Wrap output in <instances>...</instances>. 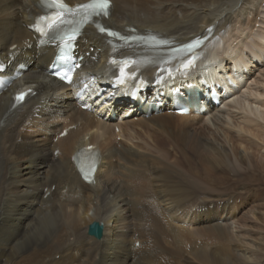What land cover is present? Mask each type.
Segmentation results:
<instances>
[{
  "label": "bare ground",
  "instance_id": "6f19581e",
  "mask_svg": "<svg viewBox=\"0 0 264 264\" xmlns=\"http://www.w3.org/2000/svg\"><path fill=\"white\" fill-rule=\"evenodd\" d=\"M65 1L73 6L90 0ZM110 2L108 16L98 23L117 36L87 25L76 44L84 59L71 85L66 86L47 73L57 45L40 47L32 31L41 13L40 0H0V58L9 65L6 75L18 65L26 68L22 77L0 94V264H262L264 247L241 253L231 246L234 242L227 227L231 225L228 222L240 219L235 199L240 198V206L249 205L253 213L264 216L260 209L264 207L262 180L246 194L239 193L240 189L235 197L217 198L208 193L200 197L194 183L167 163L127 144L116 146L108 135L110 112L106 115L102 106L94 108L99 100L92 99L98 92L104 97L110 93L129 97V92L144 84L199 85L197 79L202 77L211 85L219 82L224 87V101L247 80L254 62L264 61V39L262 46L254 48L243 41L242 30H237L234 48L227 38L234 20L240 22L249 7L256 10L261 0ZM129 39L135 42L122 44ZM147 39L165 44L160 50L207 41L196 70L169 84L160 82L164 63H146L147 48L141 44ZM245 47L249 49L247 58ZM128 56L141 61L124 79L123 87L111 90L117 78L113 60ZM26 85L35 86L37 96L12 108L13 94ZM84 87L87 89L80 96ZM129 104L127 98L119 105L110 103L115 113L123 111L116 120L122 134L133 139L147 128L161 137H174L180 146L190 145L193 153L203 137L198 131L190 132L216 111L205 99V113L187 116L175 115L170 108L166 109L168 116L161 114L162 110L153 112L150 100L140 107ZM132 110L138 118L136 124L134 119L123 118ZM199 120L203 123L198 124ZM70 127L78 129L58 140ZM202 130L210 132L208 127ZM88 145H97L100 153L92 184L83 181L73 161ZM253 170V175L264 179V166L256 162ZM223 214L227 226L219 223ZM94 222L103 225L101 240L88 236ZM252 232L248 230L246 237ZM189 257L193 258L190 262Z\"/></svg>",
  "mask_w": 264,
  "mask_h": 264
},
{
  "label": "rangeland",
  "instance_id": "374dc122",
  "mask_svg": "<svg viewBox=\"0 0 264 264\" xmlns=\"http://www.w3.org/2000/svg\"><path fill=\"white\" fill-rule=\"evenodd\" d=\"M231 26L233 28L227 33L228 45L237 47L238 41L236 42L237 36L235 35H237V30H242L245 36L243 41L246 44L251 43L254 48L262 46V39H264V0H261L257 5L256 10L249 7L241 21L234 20ZM243 52L244 57H249L248 48H243ZM246 79L235 94L227 96L223 103L215 108L216 111L205 118L203 121L205 125H198L203 123L201 120L199 123L197 122L198 126L195 127L198 129L190 132V134H196L198 131L203 138L201 145L194 153L189 144V147L187 145L180 146L174 137L171 139L161 137L156 131L147 128L138 131L132 139L127 134H122L115 119L109 122L108 135L116 143V146L127 144L135 150L138 149L137 151L140 153L144 152L143 155L148 153L151 157L167 163L168 166L170 165L171 168L173 167L188 177L194 183L197 195L201 194L200 197L208 194L217 198L232 194V197H235L240 189L241 192L239 193L246 194L250 189H254L257 184H260L259 179L264 182L263 177L258 178L252 174L256 162L264 166V61L262 63L254 62L251 73ZM237 102L239 108L236 106ZM247 102L251 105L248 106ZM81 110L90 114L84 108ZM161 114L169 115L167 110H163ZM227 117L230 122H228ZM218 119L220 121L215 123ZM134 122L136 124L138 118H135ZM134 122L129 125L134 126ZM63 126L64 123H61V127ZM205 127H208L210 132L203 131L202 129ZM79 131L83 132L81 127ZM59 139L62 138L58 137ZM248 139L255 144L246 142L249 141ZM56 142L57 139L54 140V143ZM100 146L103 150V145L100 144ZM57 154L58 152H55V155ZM251 159H254L252 165L249 163ZM240 202V198L233 202L240 208V219L228 222L231 225L228 224L227 226V219L223 214L219 217V223L221 221V226L228 227L229 236L234 242L231 246L234 249L241 250V253L247 250L256 251L255 246L264 247V216L260 215L258 211L253 213L249 205L240 206ZM224 204L222 201L221 205L224 206ZM261 204H264V198ZM260 209L264 213V207L261 206ZM248 230L253 231L250 238L246 237ZM188 239L190 238L188 237ZM136 246L138 248L139 244ZM189 258H191L189 262L192 261L193 258ZM262 264H264V258Z\"/></svg>",
  "mask_w": 264,
  "mask_h": 264
},
{
  "label": "snow or ice",
  "instance_id": "6c2138e0",
  "mask_svg": "<svg viewBox=\"0 0 264 264\" xmlns=\"http://www.w3.org/2000/svg\"><path fill=\"white\" fill-rule=\"evenodd\" d=\"M109 5L110 0H90L87 4L77 5L75 7H70L64 0H42V6L47 9H55V12L51 13L50 16L44 15L39 17V21L45 22L51 32H55L65 25L72 26L71 31L64 37V39L71 40L79 32V26L81 24L86 21H91L92 18L96 16H107ZM81 12H83V17L82 19H78L77 17H79ZM97 27L101 33H107L109 36H117L116 33L108 31L99 24H97ZM37 30L40 31V29ZM41 34L48 35L49 33L42 31ZM114 63H120L122 65L120 71L123 74L125 69L129 67L133 61H114ZM22 98V96L18 97V99Z\"/></svg>",
  "mask_w": 264,
  "mask_h": 264
},
{
  "label": "water",
  "instance_id": "95a60500",
  "mask_svg": "<svg viewBox=\"0 0 264 264\" xmlns=\"http://www.w3.org/2000/svg\"><path fill=\"white\" fill-rule=\"evenodd\" d=\"M88 235L96 240H101L103 237V226L97 222L90 225Z\"/></svg>",
  "mask_w": 264,
  "mask_h": 264
}]
</instances>
